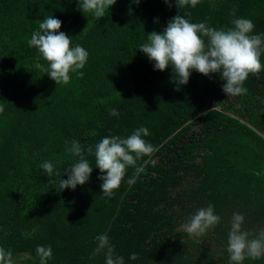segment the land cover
<instances>
[{
  "label": "trees",
  "instance_id": "16d2710c",
  "mask_svg": "<svg viewBox=\"0 0 264 264\" xmlns=\"http://www.w3.org/2000/svg\"><path fill=\"white\" fill-rule=\"evenodd\" d=\"M178 11L175 0H117L96 18L78 0H0V247L14 264H40L38 245L52 247L47 264H106L103 253L92 257L101 234L125 264H229L233 213L244 215L249 231L264 227V70L249 76L245 94L229 98L218 74L192 71L178 86L171 67L155 70L139 51ZM233 13L264 33V0H199L180 9L215 29L232 27ZM48 16L89 53L83 77L70 73L68 84L57 85L28 44ZM140 127L157 150L104 196L96 144ZM72 141L93 172L86 184L62 191L59 180L80 159L66 150ZM209 205L219 224L199 237L180 229ZM243 264H264V256Z\"/></svg>",
  "mask_w": 264,
  "mask_h": 264
},
{
  "label": "clouds",
  "instance_id": "9594fccd",
  "mask_svg": "<svg viewBox=\"0 0 264 264\" xmlns=\"http://www.w3.org/2000/svg\"><path fill=\"white\" fill-rule=\"evenodd\" d=\"M116 2L117 0H78L79 10L84 14L91 13L96 18L104 17ZM134 2L139 4L140 0ZM164 2L171 6V0ZM198 3L199 0H175V6L179 9L177 15L168 21L162 32L153 31L148 34L147 42L139 46V51L154 63L155 70L166 71L171 67L174 82L178 86L187 85L192 71H196L209 78L218 74L223 81L222 91L228 98L245 94L247 89L244 84L249 76L264 70L261 62V57L264 56V33L254 34L253 22L247 18L235 17L234 13L233 26L227 29L211 28L204 22L192 23L180 14V9L187 6L194 8ZM156 22L159 23L158 20ZM61 27L59 19L48 16L39 22L38 30L32 33L28 41L30 47L38 50V61L43 58L48 63V76L57 85L68 84L70 73L82 78L84 73L80 70L85 67L89 56L82 46H72V38L60 31ZM35 67L43 70V65L39 62ZM216 105L211 111L215 110ZM3 111V107H0V112ZM110 115L118 117L119 112L111 109ZM148 135L149 130L140 127L127 137H104L96 144L95 167L102 173L98 179L102 181L104 196L111 197L120 188L129 167H134L136 173H139L142 166L137 161L152 156L157 150L144 139ZM66 150L80 156V159L67 172L68 179L59 180V189L62 191L69 188L75 190L78 185L86 184L93 172L89 161L81 155L78 141H72L71 148ZM88 151L91 154L93 150L89 148ZM41 168L49 177L53 175V164L50 161L43 162ZM56 176H59L58 172ZM133 182V179L128 180L129 185ZM220 220L213 206L209 205L197 209L180 229L189 236L199 237L219 224ZM244 224V215L234 212L227 241L229 264H243L246 258L257 259L264 256V227L249 231L243 227ZM96 240L93 258L103 253L106 264H125L124 258L115 254L106 234L99 235ZM36 254L40 264H47L53 257V250L50 245H38ZM129 259L137 260L138 254L132 253ZM0 264H14L12 252L3 247H0Z\"/></svg>",
  "mask_w": 264,
  "mask_h": 264
},
{
  "label": "water",
  "instance_id": "95a60500",
  "mask_svg": "<svg viewBox=\"0 0 264 264\" xmlns=\"http://www.w3.org/2000/svg\"><path fill=\"white\" fill-rule=\"evenodd\" d=\"M252 128V127H251ZM261 136L264 138V135L261 134Z\"/></svg>",
  "mask_w": 264,
  "mask_h": 264
}]
</instances>
